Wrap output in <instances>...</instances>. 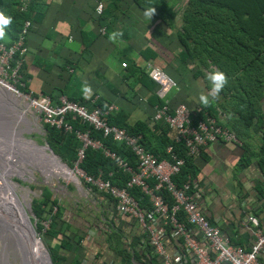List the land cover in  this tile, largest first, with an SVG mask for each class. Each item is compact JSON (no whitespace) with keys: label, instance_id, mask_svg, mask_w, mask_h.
I'll return each instance as SVG.
<instances>
[{"label":"crops","instance_id":"1","mask_svg":"<svg viewBox=\"0 0 264 264\" xmlns=\"http://www.w3.org/2000/svg\"><path fill=\"white\" fill-rule=\"evenodd\" d=\"M95 1L33 2V24L25 36L21 65L27 92L48 95L51 103L63 93L87 108L89 104L93 107L91 100L97 96L103 107L112 104L116 111H123L130 125L135 121L147 124L154 107L164 102L169 108L184 103L191 111L201 110L204 105L199 96L208 95L211 88L206 74L216 68L198 65L186 57L174 38L185 0H173L171 4L175 10L172 29L164 19L153 16L156 22H152L145 18L130 0H99L105 17L100 19L93 9ZM109 15L115 17L113 23ZM156 23L162 34L172 33L174 40L168 43L152 37L147 30ZM113 32L123 35L110 40ZM120 44L128 45V50L121 49ZM136 57L143 60L142 67ZM148 62L177 83L165 95V101L152 94L153 82L145 69ZM262 86L260 126V118H253L247 127L240 126L228 98L219 95L212 100L209 96L207 107L214 110L216 121L235 132L239 141H214L203 146L192 160L189 177L198 210L230 244L243 248L253 242L254 226L264 229V171L257 164V150L264 136V82ZM87 193L88 197L57 199L82 264H163L152 252L146 234L133 219L115 210L110 197L93 190ZM247 216H252L256 225L247 221ZM168 228L162 238L166 252L170 256L180 254L183 264H193L181 236ZM257 264H264V254L258 256Z\"/></svg>","mask_w":264,"mask_h":264},{"label":"trees","instance_id":"2","mask_svg":"<svg viewBox=\"0 0 264 264\" xmlns=\"http://www.w3.org/2000/svg\"><path fill=\"white\" fill-rule=\"evenodd\" d=\"M34 1L30 0L27 9L21 11L19 9L21 0H0V12L4 13L6 17H11V23L4 28L5 37L4 39H0V41L6 44L11 43L16 38V34L23 20L28 19L30 22H33L31 20V10ZM130 1L142 11L148 7H154L156 9L153 15L154 17H159L164 20L168 19L169 21L174 18L175 10L166 3V0ZM102 11L97 14L100 19L105 18ZM263 14L264 0H185L180 9L179 30L175 32V40L186 57L204 67L211 64L226 74L228 83L219 95L228 98L227 102L232 105L233 109L231 112L236 114L238 123L243 127L252 124L253 118L261 119L262 117L260 116L259 104L263 95L262 82H264ZM109 17H111L109 22L113 23L115 17L113 15H109ZM19 74L20 81L23 83L19 88L22 92H27L21 67ZM154 88L155 85L153 83L152 94ZM60 94L64 95L63 93ZM60 94L56 96L55 102L52 104L57 102ZM64 96L69 100H74L66 95ZM12 97H7L11 104L14 100ZM77 102L80 101L78 100ZM95 104L101 110L104 108L99 100ZM90 106L92 105L89 104L88 109L91 108ZM219 106L225 108L223 104ZM208 108L201 106V110L193 112L199 118L203 116V112L214 117V110ZM20 115H23L22 111H17L12 106L9 109H5L0 104V124H3V129L0 134L4 135L3 139L11 136L10 129L13 131H15V128L17 129L16 122L13 123V126H7V124L15 118L20 119ZM65 119L74 129L88 128L90 134L93 137L99 138L104 146L124 158L132 167L135 165L133 154L121 143L113 141L110 136L103 137L100 131L93 130L91 126L80 122L76 117L68 114ZM22 120L27 121L25 118ZM105 120L109 124L123 127L130 134H139L142 145L158 158L166 156L165 148L167 145H171L172 151L176 153L177 157L183 159L178 173L172 176V181L177 185L183 182L190 184L189 177L192 176L191 168L194 158L185 155V148L181 143H174L169 139L167 136V127L163 123L159 122L152 127H148L146 123L135 121L130 125L126 123V114L121 110L105 116ZM262 124L261 119L259 126ZM41 127L44 131V141L51 151L66 165L71 167L72 161L75 159V148L77 146L74 135L71 132L58 130L45 123H41ZM235 135L237 136L236 133ZM17 139V135H15V139H8L9 142L6 146L9 150L5 153L6 156L0 155V174L6 179L7 184L15 194L17 205L26 215L27 222L28 217L22 207L21 199L15 193L16 183L10 178L12 174L16 173L17 175L24 176L27 172L26 168L23 167L17 168L15 172L12 170V168L17 167L18 161L25 159V157L22 159L18 156L13 160L17 155L11 148L13 147V142ZM21 140L26 142L25 151L28 150L37 153L38 156L32 157L33 161L40 166L41 170L45 169L42 170L45 174L64 176L69 170L63 163L58 159H54L50 154L46 153L44 148L32 140L25 139L24 137H21ZM0 141L2 142V139ZM257 164L264 171V136L258 146ZM80 167L91 174L96 173L97 169H99L102 171L103 178H108L116 185H122L128 177L127 173H123L120 170L115 171L112 161L104 157L99 150L91 148L85 150ZM110 171L112 172L108 175ZM92 190L96 191L95 188H92ZM130 191L138 201L139 206L144 211H148L149 202L147 197L136 188ZM98 194L104 195L102 192H98ZM163 195L169 200L167 192H163ZM20 197L26 204L28 203L29 196L27 192L21 194ZM53 206H56V212L50 216L51 221L48 227L41 232V225L38 221L47 217ZM30 210L33 214L34 231L46 245L51 263L82 264L81 256L76 252V247L74 246L75 242H72L73 234L69 231V224L62 218L58 200L52 197L51 191L47 186L41 187L39 198L31 199ZM177 214L179 220L183 221L182 212L179 211ZM165 228V231L169 230L168 225ZM53 241L54 245L49 243ZM37 245L43 246L41 243H37Z\"/></svg>","mask_w":264,"mask_h":264},{"label":"built area","instance_id":"3","mask_svg":"<svg viewBox=\"0 0 264 264\" xmlns=\"http://www.w3.org/2000/svg\"><path fill=\"white\" fill-rule=\"evenodd\" d=\"M29 2L30 0H21L19 9L25 11ZM93 9L99 14L102 2L96 0ZM30 26L31 22L25 19L11 43L0 41V88L17 98H22L24 106L38 117L41 123L74 135L77 146L75 159L69 169L74 181L82 184L86 192L95 188L96 191L109 196L113 200L115 210L133 219L146 234L152 252L161 258L163 264H183L180 254L170 256L165 250L162 238L167 225L181 236L184 250L191 254L193 264H257L258 256L264 254V229L254 226L253 242L247 248L230 244L218 227L198 210L190 184L183 182L177 185L172 181V176L178 173L183 159L177 157L171 145L165 148L166 156L158 158L142 145L139 134H130L123 127L107 123L105 116L115 112L117 107L109 104L101 110L95 104L97 96L91 100L93 107L88 109L85 104L69 100L64 95H60L57 102L52 104L48 95L34 96L20 90L19 86L23 83L20 81L19 69L26 52L25 36ZM121 66L124 67L125 63L121 62ZM145 69L155 85L153 94L159 99L164 100L165 95L177 87L176 81L160 67L148 62ZM68 114L88 124L93 130L100 131L103 137L110 136L113 141L127 147L135 158V165L132 167L124 158L104 146L99 138L90 134L88 128H72L65 119ZM159 122L167 127L169 139L174 143H181L185 148V155L192 158L197 157L200 149L208 143L239 141L228 126L217 123L214 117L205 112L199 118L184 103H177L172 108H169L166 102L155 106L147 125L152 127ZM87 148L99 150L104 157L112 161L115 171L120 170L128 174L122 185L113 184L108 178H103L99 169L91 174L80 167ZM111 172H108V175ZM133 188L147 197L148 211L139 206L130 191ZM163 192L168 193L169 200L164 197ZM179 211L183 214V221L178 218ZM55 212L56 206H53L49 215L38 221L41 232L48 227L50 216ZM247 221L256 225L252 216H247Z\"/></svg>","mask_w":264,"mask_h":264},{"label":"rangeland","instance_id":"4","mask_svg":"<svg viewBox=\"0 0 264 264\" xmlns=\"http://www.w3.org/2000/svg\"><path fill=\"white\" fill-rule=\"evenodd\" d=\"M173 2H174L173 0H166V3L170 6ZM163 17L165 18V16H163ZM155 18L157 19V17H155ZM155 18H151V21L156 22ZM165 20L168 21V23H167L168 29H172V27H171L172 23L168 19H165ZM159 28H160V26L156 23L154 25V28H149L147 30V32H150L152 37L157 38V39L161 38L165 42L166 41L168 42L170 40H174L175 35L173 38L172 33L168 34L166 32V33L162 34V32H161V30H159ZM143 30H146L145 25H143ZM120 46H122L121 49H125V50H128L127 47L129 48L128 45H127V47H125L124 44H120ZM136 60H137L136 62L138 63V65L142 67L144 64L143 60L139 57H136ZM111 61H112V63L114 61L113 55L111 56ZM17 99H18L17 100V108L23 112L24 118L27 121L17 120V119L12 120V122L10 123V126H13V123L16 122L17 123V129L15 128V131L10 129L11 136H9V137L7 136V139L0 138V139H2V142L0 141V155L6 156L5 153H7L9 150L8 147L6 146L9 142L8 139H15V135H17L18 139L15 140V142H13L12 151L15 152V154L17 156L21 157L22 159H23V157H25V159L18 161L17 167L12 168V170H13V172H15L17 170V168L23 167V168H26L27 172L24 174V176L17 175L16 173L12 174V175H10V178L13 182L16 183L15 193L21 199L22 207L26 211L27 217H28L31 225L34 228L33 214L30 210V202H31V199L40 197L42 186H47L51 191L52 197L59 199L60 201H62L64 198H66L68 196L73 197V198H77V199L84 197V196L88 197V193L86 194V191L81 186V184L76 183L74 180H71L70 178L65 177V176H58V175H54V174H45L42 171L45 169L41 170L40 166H38L36 163H34L33 158L38 156V155H37V153L32 152V151H28V150L25 151L26 142H23L21 140V137H24L25 139H30L33 142H35L37 145L41 146L45 142L44 141V131L41 127V122H40L39 118L36 117L34 114H32L30 112V110L24 106L25 104L23 102V99L22 98H17ZM209 99H210V97H209ZM3 107L5 109L10 108L9 105H4ZM2 129H3V124H0V132ZM4 141H6V142H4ZM19 150L21 151L20 153H19ZM58 160L61 163H63L67 168L70 169V167L68 165H66L62 160H60L59 157H58ZM24 192H27V194L29 196V201L27 204L20 197L21 194H23ZM23 216L26 218V216L24 214H23ZM36 237L39 239V241H41L42 245L44 246V247L40 246L41 250L44 251V248L46 249V245L44 244L43 240L40 239L37 235H36ZM3 242H5V236L1 230L0 231V264H19L20 257L15 256V259H13L12 254L10 253V248H9V246H7L6 242L3 245L4 248L6 249L5 258L2 256V246L1 245L3 244ZM49 243L54 245V241L49 242ZM46 251H47V249H46Z\"/></svg>","mask_w":264,"mask_h":264},{"label":"bare ground","instance_id":"5","mask_svg":"<svg viewBox=\"0 0 264 264\" xmlns=\"http://www.w3.org/2000/svg\"><path fill=\"white\" fill-rule=\"evenodd\" d=\"M9 96L13 95L0 88V104L2 106H12L15 110L21 111L17 108V97H12L14 100L11 104L7 99V97ZM23 118L24 115H20V119L17 120H22ZM11 122L12 120L7 124V126H10ZM0 137L3 138L4 135L0 134ZM15 159L16 157L13 160ZM64 176L70 178L71 180H74V177L70 170H68L64 174ZM23 214V210L17 205L15 194L7 184L6 179L0 174V231L2 230V232L4 233L5 242L10 248V253L12 254L13 259H15V256H18L20 257L19 264H34L32 257L35 256L45 262V252L41 250V247L37 245V242L35 246L37 252L33 253V256L30 257L29 251L26 248L28 244L27 242H25L24 238V231L27 230V222ZM5 242H3L2 245H4ZM2 251L4 252L5 256L6 249L4 248V246L2 247Z\"/></svg>","mask_w":264,"mask_h":264},{"label":"clouds","instance_id":"6","mask_svg":"<svg viewBox=\"0 0 264 264\" xmlns=\"http://www.w3.org/2000/svg\"><path fill=\"white\" fill-rule=\"evenodd\" d=\"M156 9L154 7H148L144 9L143 15L145 18L151 20L153 15L155 14ZM11 23V17H6L4 13L0 12V39H4L5 32L4 28ZM123 33L121 32H113L111 36H109L110 40L115 39L117 36H122ZM206 79L210 82L211 88L208 95L203 93L200 94L199 100L202 105L205 107L209 106L211 101L209 96H211L212 100H215L219 97V94L224 89L226 84L228 83V78L223 71L219 69H213L212 71L206 74Z\"/></svg>","mask_w":264,"mask_h":264},{"label":"water","instance_id":"7","mask_svg":"<svg viewBox=\"0 0 264 264\" xmlns=\"http://www.w3.org/2000/svg\"><path fill=\"white\" fill-rule=\"evenodd\" d=\"M40 147L44 148L46 150V153L50 154L54 159H58L57 155H55L51 151V149L49 148V146L45 142ZM24 238H25V242H27V244H28L26 248L29 251L30 257H32L33 253L37 252V249L35 248L36 242L41 243V241H39V239L36 237L34 228L31 225L29 220L27 221V230L24 231ZM44 252H45L46 261L44 262V261H42L39 258L34 256V257H32L34 264H52L50 257H49V254L46 251V249L44 250Z\"/></svg>","mask_w":264,"mask_h":264},{"label":"flooded vegetation","instance_id":"8","mask_svg":"<svg viewBox=\"0 0 264 264\" xmlns=\"http://www.w3.org/2000/svg\"><path fill=\"white\" fill-rule=\"evenodd\" d=\"M2 247H3V245H1ZM2 256L5 258V256H4V252L2 251Z\"/></svg>","mask_w":264,"mask_h":264}]
</instances>
